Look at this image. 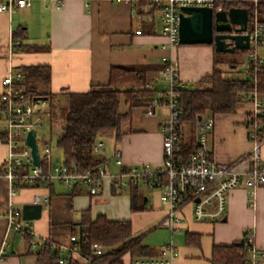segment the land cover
Here are the masks:
<instances>
[{
	"label": "crops",
	"instance_id": "0c3cea01",
	"mask_svg": "<svg viewBox=\"0 0 264 264\" xmlns=\"http://www.w3.org/2000/svg\"><path fill=\"white\" fill-rule=\"evenodd\" d=\"M215 54L213 45L208 44H179L170 48L161 34L159 11L139 0H62L59 8L55 0H32L23 10L0 12V92L2 80L9 71L45 64L50 68V82L41 89L62 103L67 102L65 93L85 92L92 86L106 85L112 66L141 71L146 83L153 85L150 90L157 94L163 87L160 78L163 56L175 60L180 82L191 86L217 68ZM227 71L237 75L241 72L236 67ZM258 97L264 100L263 94ZM49 106L52 112L53 106ZM253 108L250 97L241 98L233 112L214 115L209 146L217 163L235 161L250 150L252 142L245 120ZM120 109L126 111L127 105L122 103ZM166 113V108L155 107L154 113L149 115L143 102L133 105L129 120L121 125L119 139L114 131L97 136L95 142L100 141L103 146L94 154L102 159L101 165L110 172L117 171L111 159L117 149L125 165H161L160 121ZM46 120L51 124L49 116ZM2 128L0 118V131ZM195 133L190 125L183 126L181 142H188ZM6 151L0 141V264H36V250L44 240L59 247L68 245V235L74 233V225L86 209L92 219L100 214L109 220H130L132 234L146 245L145 233L141 231L159 229L163 234L162 243L155 247L148 245L153 250L148 256L157 255L161 245L171 242L176 248L172 264H211L213 245L240 241L250 228L254 244L264 249V185L254 191L242 186L232 189L225 214L218 221L196 220L193 206L186 205L177 228L171 231L160 225L168 208L160 203L158 190L142 183L118 187L106 177L102 190L92 196L85 188L71 190L51 183L20 187L10 198L9 183L2 172ZM259 151L264 161V140ZM248 165V160L241 159L237 169L246 170ZM133 188L137 195L135 211L130 207ZM125 189L128 192L122 194ZM34 194H48L50 203L42 207L39 219L32 220L35 236L28 234L29 240L26 234L8 228L5 212L9 205L22 208L31 204ZM122 259L123 264H129L127 254Z\"/></svg>",
	"mask_w": 264,
	"mask_h": 264
},
{
	"label": "built area",
	"instance_id": "2783aa9c",
	"mask_svg": "<svg viewBox=\"0 0 264 264\" xmlns=\"http://www.w3.org/2000/svg\"><path fill=\"white\" fill-rule=\"evenodd\" d=\"M55 1L56 7L59 8L62 0ZM31 2L32 0H0V12L11 13L23 10L29 7ZM147 2L149 6L159 11L161 34L167 39V45L170 48L179 45L178 24L181 7L208 6L215 10L225 9L223 0H147ZM258 15L256 9L250 16L248 15L247 28L242 32L248 37V47L244 49L248 60L239 77L253 83L256 81V73L264 67V55L257 52L259 48L264 49V21ZM162 61L164 67L160 71V78L165 87L144 103L145 111L149 115L154 113L155 107L167 109V113L160 121L162 163L156 167L146 164L125 165L117 149L111 157L118 167L114 172L108 171L102 165L77 171L73 166L63 162L54 164L49 143L40 138L36 130V127H42L43 121L49 116V102L47 99L34 100L33 97H29L21 84L23 73L9 71L2 80L0 92V118L3 125L0 141L7 150L2 172L9 183V197L15 195L18 189L16 185L39 187L59 183L71 190L85 188V191L92 196L102 190L106 177L118 187L142 183L151 189L158 190L160 203L168 208L160 225L174 231L180 222V213L186 205L193 206L196 220L218 221L225 214L228 194L232 189L242 186L254 191L264 185V161L259 151L264 136L257 138L255 132H250L248 137L252 146L247 153L235 161L217 163L209 146V135L214 127V115L200 116V119L196 120V147L182 157L180 153L181 110L178 97L179 89L183 85L178 77L175 60L167 55L162 57ZM144 87L153 89L151 83H145ZM258 95L256 91L243 95V98L252 99L254 108L250 114H264V100ZM31 129L35 131L38 144V165L32 164L30 148L25 143L26 134ZM102 146V142H95L92 147L93 152L100 150ZM241 159L249 162L247 169L243 171L237 169V163ZM49 203L48 194H34L31 201V204H40L41 207H46ZM5 217L8 228L13 232L35 236L33 221L22 217L21 208L9 205ZM243 239L244 264H264V249L254 244V233L251 228L245 231ZM68 241V245L60 247L63 257L75 255L85 264H91L89 259L81 256L76 250L77 235L75 233L68 235ZM89 250L95 255H100L104 248L101 244L92 242ZM175 254L176 248L169 242L160 246L157 255L136 257L130 260L129 264H172ZM63 257L59 259V263H63Z\"/></svg>",
	"mask_w": 264,
	"mask_h": 264
},
{
	"label": "trees",
	"instance_id": "16d2710c",
	"mask_svg": "<svg viewBox=\"0 0 264 264\" xmlns=\"http://www.w3.org/2000/svg\"><path fill=\"white\" fill-rule=\"evenodd\" d=\"M139 2L148 4L147 0ZM231 6L246 8L249 16L256 9L260 19L264 21V0H223V8ZM229 66L236 67L235 63ZM20 71L23 73L21 84L29 97L46 95L47 99H51L49 93L41 89L50 82L48 65H27L21 67ZM145 83L146 79L141 71L112 66L106 85L92 86L85 92L65 93L67 102L63 112L59 108L62 123L56 139L62 162L73 166L77 171L101 165L102 159L92 150L97 136L114 131L116 139H119L121 125L130 118V108L135 104L148 102L156 95L155 90L144 87ZM253 91L264 95V67L256 73L255 83L239 75L225 76L221 69L214 68L196 84L179 89L180 126L190 125L193 129L198 116L233 112L243 95ZM122 103L127 105L126 111H121ZM51 110L50 121L55 108ZM245 125L248 134L253 131L257 138L264 136V114H248ZM195 147V134H192L188 142H181L182 157ZM16 187L20 188V185ZM135 192L134 188L130 190V207L133 211L137 210ZM74 233L77 235L76 250L89 259L91 264H123L125 254L132 260L153 252L152 248L142 243L140 237L132 234L130 220H109L100 214L92 219L89 209L81 212L79 222L74 225ZM26 238L31 239L28 234ZM92 242L103 246L104 251L100 255L89 250ZM244 246V239L233 241L229 245H213L211 264H244ZM36 257V264H85L75 255L63 257L60 247L48 240L39 243ZM62 257L63 263H59Z\"/></svg>",
	"mask_w": 264,
	"mask_h": 264
},
{
	"label": "water",
	"instance_id": "95a60500",
	"mask_svg": "<svg viewBox=\"0 0 264 264\" xmlns=\"http://www.w3.org/2000/svg\"><path fill=\"white\" fill-rule=\"evenodd\" d=\"M247 20L248 12L244 7L215 10L208 6H184L179 13L178 42L180 45H213L215 52L244 50L248 47V37L242 32L247 28ZM33 99L46 100L47 97L38 95ZM25 143L30 148L32 164L38 165V144L34 129L27 132ZM21 210L24 219L37 220L41 217L42 207L40 204H25Z\"/></svg>",
	"mask_w": 264,
	"mask_h": 264
},
{
	"label": "rangeland",
	"instance_id": "374dc122",
	"mask_svg": "<svg viewBox=\"0 0 264 264\" xmlns=\"http://www.w3.org/2000/svg\"><path fill=\"white\" fill-rule=\"evenodd\" d=\"M156 23H158V20L156 21ZM159 26L160 24L158 25V27ZM257 52L258 54L264 55L263 48L257 49ZM215 55H216V67L221 70H224L225 76H237L236 73H231L227 71V70H231V68H229L230 67L229 64L235 63L236 68L239 71L240 70L243 71L248 60L246 51H242L240 49H236L233 52H216ZM162 85H163L162 87L163 89L165 87V84L162 82ZM47 101L49 102V104L53 106V108H55L54 113L52 114L51 124L45 119V121H43L42 127H36V130L39 137L45 139V141L49 143L52 152V161L54 164H57L62 162L61 151L56 145V139L59 135L60 126L62 123V114L59 112V108L61 107L63 112L66 107V103H62L59 99L54 100L53 98L47 99ZM49 124L51 125V128ZM125 192H128V190L125 189L122 194H124ZM141 232L145 233L144 242L150 245L151 247H155L162 243L161 238L163 237L162 236L163 234L160 232L159 229H156L154 231L143 230ZM124 261L125 263L128 262L126 258Z\"/></svg>",
	"mask_w": 264,
	"mask_h": 264
}]
</instances>
